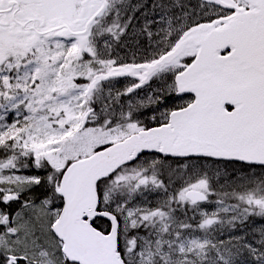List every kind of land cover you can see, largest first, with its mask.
<instances>
[{
  "label": "snow or ice",
  "instance_id": "1",
  "mask_svg": "<svg viewBox=\"0 0 264 264\" xmlns=\"http://www.w3.org/2000/svg\"><path fill=\"white\" fill-rule=\"evenodd\" d=\"M0 264H264V0H0Z\"/></svg>",
  "mask_w": 264,
  "mask_h": 264
}]
</instances>
